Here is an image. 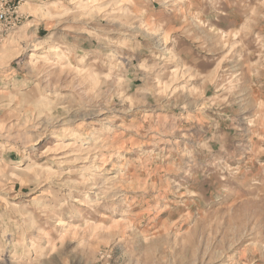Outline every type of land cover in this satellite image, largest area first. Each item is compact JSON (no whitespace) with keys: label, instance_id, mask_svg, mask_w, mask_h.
Returning <instances> with one entry per match:
<instances>
[{"label":"rangeland","instance_id":"rangeland-1","mask_svg":"<svg viewBox=\"0 0 264 264\" xmlns=\"http://www.w3.org/2000/svg\"><path fill=\"white\" fill-rule=\"evenodd\" d=\"M0 264H264V0H0Z\"/></svg>","mask_w":264,"mask_h":264},{"label":"bare ground","instance_id":"bare-ground-1","mask_svg":"<svg viewBox=\"0 0 264 264\" xmlns=\"http://www.w3.org/2000/svg\"><path fill=\"white\" fill-rule=\"evenodd\" d=\"M175 2L174 1H172V3H170L169 4V6L171 7H173V5H175L174 4ZM168 10H172V8H168ZM199 12L198 11H195V12H193L192 13V19L193 18H197V17H199V14H198ZM19 163V162H18ZM89 198V191L87 190V191H85V192H83L80 196H74V197H72L71 198V202L72 203H70V206H74V207H80V206H84L85 205V202L87 201V199ZM210 213V212H209ZM85 217V214L83 213V211H82V209L81 208H79L72 216H71V221L72 222H79L80 220H82L83 218ZM94 223V224H93ZM65 224H66V222L64 221V220H61V223H60V225L62 226V227H64L65 226ZM90 226V231H95L96 230V228H97V225L95 224V222H92V224H90L89 225ZM54 230L52 231V236L53 235H57L59 232H58V230H57V228H53ZM49 240H47V242L44 244V245H42L41 247H39V250H38V254L39 255H45L49 250H50V248L52 247V241H53V238L50 236L49 238H48Z\"/></svg>","mask_w":264,"mask_h":264}]
</instances>
